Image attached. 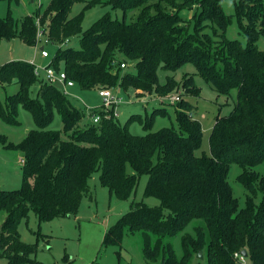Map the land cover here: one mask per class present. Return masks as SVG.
Wrapping results in <instances>:
<instances>
[{
  "label": "trees",
  "instance_id": "trees-1",
  "mask_svg": "<svg viewBox=\"0 0 264 264\" xmlns=\"http://www.w3.org/2000/svg\"><path fill=\"white\" fill-rule=\"evenodd\" d=\"M17 1L6 0L8 5ZM80 1L50 0L43 11L36 9L35 17L25 16L20 29L7 9L0 18V40L20 38L36 44L35 18L42 26L49 18L43 34L57 46L49 66L63 70L81 90L118 87L123 93L154 92L159 98L180 89L184 96H197L198 76L219 95L235 90V102L227 115L215 117L209 155H198L201 125L182 93L171 104L175 120L171 127L151 132L156 117L169 115L164 109L144 117L132 115L120 125L113 107L92 111L91 116L100 115L99 122L80 126L84 112L36 77L31 64L11 61L0 66V86L18 85L15 94L6 96L5 107L0 102L1 120L19 125L21 106L35 125L18 143L0 134V146L19 152L23 160L20 188L0 189V258L6 264H41L35 260L36 245L20 240V222L30 212L39 223L75 215L82 199H91L88 181L98 172L99 184L120 200L130 198L139 178L146 175L143 196L159 202L153 207L143 200L132 203L105 232L104 245L119 246L127 227L130 233L143 235L147 263L161 259L160 264H188L206 245L207 264H240L234 255L243 250L250 264H264V51L255 45L264 38V0L234 1L245 44L225 37L231 17L222 11L223 0H108L123 14L140 8L137 19L125 22L105 15L84 32V11L100 1L87 2L71 17L72 6ZM184 10L193 11L192 23L182 17ZM74 37L77 48L62 46ZM126 63H133L135 71L120 67ZM184 66L192 67L194 75L184 73L178 82L167 76L159 82L158 70L174 73ZM53 111L60 115L61 131L48 129ZM134 120L143 135L130 133ZM232 166L239 168L236 179L246 192L243 206L228 181ZM193 220L203 226L194 228V236L181 237L178 258L162 240L182 232ZM150 233L157 237L154 244L148 240Z\"/></svg>",
  "mask_w": 264,
  "mask_h": 264
},
{
  "label": "rangeland",
  "instance_id": "rangeland-1",
  "mask_svg": "<svg viewBox=\"0 0 264 264\" xmlns=\"http://www.w3.org/2000/svg\"><path fill=\"white\" fill-rule=\"evenodd\" d=\"M92 0H82L75 3L70 11V16H75L84 10L87 2ZM99 4H95L84 11V18L81 23L82 32L89 29L103 16L108 15L112 19L124 20L125 22H133L137 19L140 8L127 11L125 14L121 10H113L108 4V0H99ZM234 1L223 0L221 3L222 11L225 15L231 17L230 24L225 30V37L229 40H237L245 44V39L239 30V24L234 17ZM50 0H18L8 5L6 0L0 1V18H4L7 9L16 24V29H20L21 22L25 16L35 17V11L40 8L43 11ZM193 11H182V17L192 23ZM36 24V44H27L20 38L0 40V66L11 61H23L26 63L33 62L35 65L45 68L49 66L56 55L57 46L50 43L45 44V34H43L49 18L42 26L35 18ZM245 24V22H242ZM256 47L264 51V38L260 37L256 41ZM63 46L72 48L78 47V38L74 37L66 42ZM45 48L47 57L42 58L40 48ZM125 70L134 72V64L126 63ZM184 73L194 75V70L190 66H184L176 72H164L158 70V79L163 83L166 77H174L178 82ZM196 86L200 90L197 96L185 95L178 89V92H172L165 97L157 98L154 92L145 93L138 96L134 91L130 90L123 93L118 87L112 90V94L120 96L122 102L114 108L117 115L118 124L123 125L132 115H140L144 117L150 114L154 109L166 110L168 116H158L153 122L151 132L163 127H171L175 125L174 107L175 103L170 101L169 97H175L182 93L184 100L191 104L192 117L197 120L202 129V142L200 149L196 152L198 155L208 156L209 145L208 136L217 115H227L235 102L236 91L232 90L229 95L217 94L210 84L205 83L201 78L195 76ZM55 88L63 91L62 87L57 84ZM36 87L31 88V96L35 97ZM18 85L14 82L10 85L0 86V102L5 107L6 96L13 95L17 92ZM67 98L77 108L84 112L85 116L80 122V126L92 123L91 112L100 111L102 109V101L98 96V90H81L76 86L67 90ZM86 108V109H85ZM17 121L19 125H10L3 122L0 118V134L6 136L7 140L12 143L20 142L28 131L33 130L35 125L31 115L21 106L17 108ZM52 131H61L60 115L53 111V120L48 127ZM129 131L132 135L141 136L144 134L141 125L134 120L129 125ZM21 155L17 151L6 150L0 146V189L15 190L21 186ZM128 172H131L128 169ZM239 174V168L232 166L228 175V181L233 190L234 196L239 200L240 206H243L246 192L241 187L236 177ZM148 177L143 175L139 178L134 194L127 200H120L114 196H110L107 189L99 184V173H94L88 181V187L91 199L86 196L82 199L78 212L64 218H56L50 221L38 222L33 213L28 214L27 220L20 222L18 233L20 240L26 244L36 245L35 260L41 264H151L147 263L143 257L144 238L139 232L130 233L127 227L123 229V237L119 246H111L103 244L105 232L113 226L119 218L130 210L132 203L144 201L149 206H157L158 200L153 197H144L143 190ZM3 214L0 213V225ZM203 226L200 220H193L182 232L164 238L163 245H169L174 254L180 258L182 256L181 237L185 234L194 236V228ZM206 243L208 236H205ZM150 244H154L157 237L154 234L148 235ZM118 252V254H117ZM202 259H196L192 256L188 264H207L205 253L206 245L202 247ZM161 259L156 264H160ZM0 264H6L4 258H0ZM244 264H250L245 258Z\"/></svg>",
  "mask_w": 264,
  "mask_h": 264
},
{
  "label": "built area",
  "instance_id": "built-area-1",
  "mask_svg": "<svg viewBox=\"0 0 264 264\" xmlns=\"http://www.w3.org/2000/svg\"><path fill=\"white\" fill-rule=\"evenodd\" d=\"M46 43H48V41L45 39V44ZM64 44H62V46ZM40 55L42 58H46L48 56L45 48H43V47L40 48ZM29 64H31L34 67L33 73L36 77L42 79L45 83L52 85L54 87H55V85L59 84L63 89V91H62L63 95L68 96L67 90L72 88L74 86V83L70 79H68L66 73L63 70L55 71L51 66L41 68V67L35 65L33 62H30ZM120 67L125 68V65L121 64ZM98 96L100 97V99L102 101V109L101 110H103L104 112H107L108 109H110L112 107H113V111H114V108L117 107V105H119L122 102V99L120 96H117L116 94H112V90H108V89L99 90ZM169 100L177 102V101H179V97L178 96L169 97ZM114 116H117V115L114 113ZM91 117H92L93 123H98L100 120V115H98V114H95ZM20 162L23 163V160L21 159ZM234 256H235V258L238 259L240 264H244L245 258L241 255V253L235 254Z\"/></svg>",
  "mask_w": 264,
  "mask_h": 264
},
{
  "label": "water",
  "instance_id": "water-1",
  "mask_svg": "<svg viewBox=\"0 0 264 264\" xmlns=\"http://www.w3.org/2000/svg\"><path fill=\"white\" fill-rule=\"evenodd\" d=\"M241 255L244 257V258H247V253L245 250L241 251ZM203 258V255H202V252L199 251L196 255V259H202Z\"/></svg>",
  "mask_w": 264,
  "mask_h": 264
},
{
  "label": "crops",
  "instance_id": "crops-1",
  "mask_svg": "<svg viewBox=\"0 0 264 264\" xmlns=\"http://www.w3.org/2000/svg\"><path fill=\"white\" fill-rule=\"evenodd\" d=\"M21 161V160H20Z\"/></svg>",
  "mask_w": 264,
  "mask_h": 264
}]
</instances>
